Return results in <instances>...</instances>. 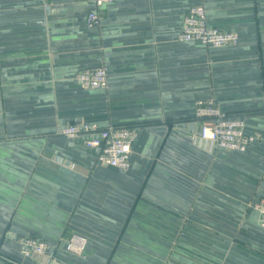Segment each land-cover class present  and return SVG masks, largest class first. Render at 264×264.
Masks as SVG:
<instances>
[{
	"label": "crops",
	"instance_id": "0c3cea01",
	"mask_svg": "<svg viewBox=\"0 0 264 264\" xmlns=\"http://www.w3.org/2000/svg\"><path fill=\"white\" fill-rule=\"evenodd\" d=\"M197 5L239 43L181 42ZM98 68L107 89L78 84ZM0 93V264H264V0H0ZM201 100L258 140L193 139L177 125ZM73 123L134 129L130 167L59 134Z\"/></svg>",
	"mask_w": 264,
	"mask_h": 264
},
{
	"label": "built area",
	"instance_id": "2783aa9c",
	"mask_svg": "<svg viewBox=\"0 0 264 264\" xmlns=\"http://www.w3.org/2000/svg\"><path fill=\"white\" fill-rule=\"evenodd\" d=\"M115 1L95 0V4L100 8ZM100 19L98 12H90L87 24L98 25ZM179 40L221 48L237 45L239 36L209 26L205 7L197 5L190 8L185 16ZM75 79L85 89L108 88V73L105 68L79 72ZM192 122L196 123L197 130L201 132L200 136L197 133L191 134L193 139L225 151L245 152L259 138L246 132L243 119L227 115L212 100L196 103L195 118ZM59 134L69 140L81 142L92 152L99 150L97 157L103 165L122 170L130 167L133 143L136 139V132L130 127L101 128L88 123H73L61 128ZM254 208L260 215L259 225L264 229V200L259 201ZM24 246L27 252L32 251L39 256L47 255L49 249L45 242L38 240L27 241ZM85 246L84 239L74 236L67 241L66 250L80 254L85 250Z\"/></svg>",
	"mask_w": 264,
	"mask_h": 264
},
{
	"label": "water",
	"instance_id": "95a60500",
	"mask_svg": "<svg viewBox=\"0 0 264 264\" xmlns=\"http://www.w3.org/2000/svg\"><path fill=\"white\" fill-rule=\"evenodd\" d=\"M2 122V104H1V93H0V124ZM180 129L188 130L191 134L197 133V135H201V132L197 130V125L195 122H192L190 124L183 123L177 125ZM96 153H99V150L96 151Z\"/></svg>",
	"mask_w": 264,
	"mask_h": 264
}]
</instances>
